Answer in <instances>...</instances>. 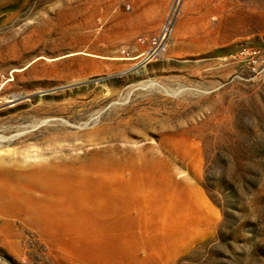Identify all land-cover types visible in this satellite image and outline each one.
<instances>
[{
  "label": "rangeland",
  "instance_id": "rangeland-1",
  "mask_svg": "<svg viewBox=\"0 0 264 264\" xmlns=\"http://www.w3.org/2000/svg\"><path fill=\"white\" fill-rule=\"evenodd\" d=\"M58 164L77 194L20 191L51 231L7 194ZM0 167V264H264V0H0Z\"/></svg>",
  "mask_w": 264,
  "mask_h": 264
},
{
  "label": "bare ground",
  "instance_id": "bare-ground-1",
  "mask_svg": "<svg viewBox=\"0 0 264 264\" xmlns=\"http://www.w3.org/2000/svg\"><path fill=\"white\" fill-rule=\"evenodd\" d=\"M12 177H14V175ZM25 177L28 180L27 185L22 184L20 177L18 175H15L16 192H10L9 194H7L10 198L8 202L11 203V206H14V208H19L22 210H28L27 206L29 208H32V210L27 211L30 213L29 215H31L32 217L34 216L36 219L49 225L51 228L47 229L51 231H56L54 229H57L61 225H63L62 214L53 210L52 205L48 207L40 206V198L34 199L28 196L24 197L22 196L20 191L24 190L25 188L32 190L39 189L42 192V195H44L45 197H51L53 194H55L56 198L60 199L68 192H70L72 195L78 193L72 188V184H74L76 188H79L81 186H85L87 183V179L83 177L82 173H80L76 169H72L71 166L66 164H58L49 167L41 166L29 171V173L25 174ZM106 183L119 184L124 190H128L129 182L128 179L123 175H113L112 179L109 180L108 178H106ZM188 195L190 196L191 204L193 205V207H187L185 210L182 221L180 222L183 223L182 226H180L181 233L179 235L170 234L168 237V241L171 243V250L173 251H176L179 245L186 242L187 239L192 238V233L196 232L197 223L207 222L204 214V209H206L207 205L203 197L198 191L192 188H189ZM71 198L77 200L75 197ZM96 198L97 197L94 194L90 197L85 196L84 198L78 199L77 201L80 203V207H83L84 209L87 208L86 205L89 202L96 203ZM33 206H35L37 209L34 210ZM97 206L101 209L100 205ZM94 210L96 212H99V210L97 209ZM67 215L71 217L74 216L68 213ZM77 217L78 216L75 217V221L79 223ZM71 243L73 246H75L77 244V240L73 239Z\"/></svg>",
  "mask_w": 264,
  "mask_h": 264
},
{
  "label": "built area",
  "instance_id": "built-area-1",
  "mask_svg": "<svg viewBox=\"0 0 264 264\" xmlns=\"http://www.w3.org/2000/svg\"><path fill=\"white\" fill-rule=\"evenodd\" d=\"M170 19L165 23L158 35L153 37L150 41L151 50L146 54L145 60L149 61L150 58L157 56L162 53L166 47V42L168 40V36L170 34Z\"/></svg>",
  "mask_w": 264,
  "mask_h": 264
}]
</instances>
